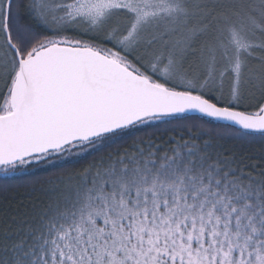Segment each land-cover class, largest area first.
<instances>
[{
    "label": "snow or ice",
    "instance_id": "snow-or-ice-1",
    "mask_svg": "<svg viewBox=\"0 0 264 264\" xmlns=\"http://www.w3.org/2000/svg\"><path fill=\"white\" fill-rule=\"evenodd\" d=\"M256 92L264 0H0L5 181L142 126L201 120L167 150L133 138L17 211L0 264H264V169L196 143L264 138V103L239 107Z\"/></svg>",
    "mask_w": 264,
    "mask_h": 264
},
{
    "label": "trees",
    "instance_id": "trees-1",
    "mask_svg": "<svg viewBox=\"0 0 264 264\" xmlns=\"http://www.w3.org/2000/svg\"><path fill=\"white\" fill-rule=\"evenodd\" d=\"M31 22V21H29ZM88 39V36H83ZM256 97V95H255ZM256 105L264 103V98L258 94ZM243 105V104H242ZM240 105L242 110H254L255 106L245 108ZM196 118V117H192ZM200 119H174L171 123H155L150 126H142L132 137H124L122 140L105 146L100 151H91L86 155L66 163L52 167L40 168L31 167L27 173L19 176H11L5 181L0 177V185L6 184V190L0 187V236H2L7 222L17 211H30L33 206H43L55 200L59 193L53 192L52 189L59 187L63 189L68 182V178L74 173H79L94 160L99 159L101 155H107L117 149H123L132 143L133 138L139 142L144 140L145 144L150 140L153 144L159 146L162 150L174 147L181 140H191L193 134L198 130L192 128L193 124L199 125ZM212 122L208 127H214ZM191 128V132L189 129ZM208 141L212 147L208 149L210 154L215 156L217 153L222 155H234L237 160H242L243 164L249 166L256 165L254 172L264 169V138L258 134L254 137H229L222 139L208 135H203L196 140L198 145H203ZM52 181V183H49ZM15 227V226H13Z\"/></svg>",
    "mask_w": 264,
    "mask_h": 264
},
{
    "label": "rangeland",
    "instance_id": "rangeland-1",
    "mask_svg": "<svg viewBox=\"0 0 264 264\" xmlns=\"http://www.w3.org/2000/svg\"><path fill=\"white\" fill-rule=\"evenodd\" d=\"M258 94H259V92H256V97L254 96V97H249L248 99H246L241 105L242 106H244L245 108H248V107H250V106H254V105H256V102H257V99L256 98H258ZM250 111V110H249ZM155 124V123H154ZM151 125H153V124H151ZM91 152V151H90ZM89 153V152H88ZM87 153H85V154H83L82 156H84V155H86ZM82 156H72V157H69V158H67V159H59V160H54L52 163H46V162H41V163H39V164H35V165H33L34 167L35 166H38V167H40V168H45V167H52V166H55V165H60V164H63V163H66V162H68V161H73V160H76V159H78V158H80V157H82ZM32 166V167H33ZM29 170V169H28ZM28 170H25V171H23V172H19V173H17V174H15V175H13V176H19V175H22V174H25V173H27L28 172ZM11 177V176H10Z\"/></svg>",
    "mask_w": 264,
    "mask_h": 264
},
{
    "label": "water",
    "instance_id": "water-1",
    "mask_svg": "<svg viewBox=\"0 0 264 264\" xmlns=\"http://www.w3.org/2000/svg\"><path fill=\"white\" fill-rule=\"evenodd\" d=\"M200 114L198 113H188L186 114V116L188 117H199ZM204 119H207V118H204ZM215 123H224V122H215Z\"/></svg>",
    "mask_w": 264,
    "mask_h": 264
}]
</instances>
